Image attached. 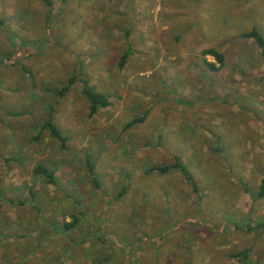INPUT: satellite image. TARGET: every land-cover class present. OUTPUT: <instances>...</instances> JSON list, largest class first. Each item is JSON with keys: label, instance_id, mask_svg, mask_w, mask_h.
Segmentation results:
<instances>
[{"label": "rangeland", "instance_id": "1", "mask_svg": "<svg viewBox=\"0 0 264 264\" xmlns=\"http://www.w3.org/2000/svg\"><path fill=\"white\" fill-rule=\"evenodd\" d=\"M253 27L264 0H0V264H264Z\"/></svg>", "mask_w": 264, "mask_h": 264}, {"label": "trees", "instance_id": "2", "mask_svg": "<svg viewBox=\"0 0 264 264\" xmlns=\"http://www.w3.org/2000/svg\"><path fill=\"white\" fill-rule=\"evenodd\" d=\"M243 36L245 37H249L252 38L255 43L257 44V46L260 48L261 53L264 55V37L262 36V34L258 31L257 28L253 27L251 28L249 31L243 33ZM205 53H210L216 56V58L219 59V55L218 53H216V51L214 49H207L205 50ZM127 58L126 54H123L120 58L119 61V66L123 67L125 60ZM212 65V64H210ZM74 82V78L72 77L71 80L63 86V88L61 90H58L60 95L65 93L68 89L69 86L71 84H73ZM85 96L87 98V100L89 101V109H90V113L93 114L99 107H105L109 104V101L107 99V97L100 92L95 91L93 88H88L86 87L85 90ZM138 121V120H137ZM44 126L49 128V130L51 131V134L53 135H59L58 134V130L56 129V127L50 122V120H47L44 123ZM171 168H177L183 175L184 177L188 180V181H192V176L189 174L187 168L185 167V165H183V163L179 160V158L175 159V162L173 163V165H169V166H163V167H156V169H158L161 172H166ZM34 171L35 172H41L47 175L49 180H52V172L47 170L43 165L38 164L34 167ZM264 185V178H262L261 180V186L260 188ZM261 193L262 195L264 194V189L261 188ZM69 224H66V227ZM242 255H246V254H241ZM235 256V255H234ZM239 256V255H238ZM237 256V257H238ZM236 257V256H235Z\"/></svg>", "mask_w": 264, "mask_h": 264}, {"label": "crops", "instance_id": "3", "mask_svg": "<svg viewBox=\"0 0 264 264\" xmlns=\"http://www.w3.org/2000/svg\"><path fill=\"white\" fill-rule=\"evenodd\" d=\"M142 1H144V2H145L146 0H142ZM52 135H53V134H52ZM56 136H57V135H56ZM58 136H59V135H58Z\"/></svg>", "mask_w": 264, "mask_h": 264}]
</instances>
